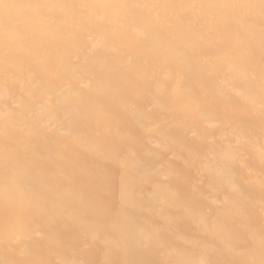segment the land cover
Segmentation results:
<instances>
[{
    "label": "bare ground",
    "instance_id": "obj_1",
    "mask_svg": "<svg viewBox=\"0 0 264 264\" xmlns=\"http://www.w3.org/2000/svg\"><path fill=\"white\" fill-rule=\"evenodd\" d=\"M0 264H264V0H0Z\"/></svg>",
    "mask_w": 264,
    "mask_h": 264
}]
</instances>
